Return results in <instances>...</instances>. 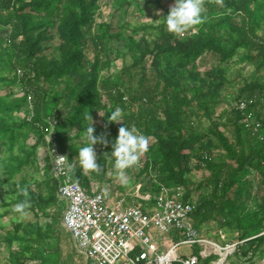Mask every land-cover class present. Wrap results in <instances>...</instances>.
I'll return each mask as SVG.
<instances>
[{"label":"trees","instance_id":"trees-1","mask_svg":"<svg viewBox=\"0 0 264 264\" xmlns=\"http://www.w3.org/2000/svg\"><path fill=\"white\" fill-rule=\"evenodd\" d=\"M110 1L115 11L124 14L130 6L160 7V23L140 24L124 36V28H114L99 14L101 0H0V26L11 27L0 33V64L6 67H0V83L8 81L10 88L7 95H0V160L6 141L10 150L8 164L0 167L6 176L0 186L11 188V180L36 162L38 148L45 146L47 150L50 123H54L60 152L73 161L79 149L73 140L84 134L88 124L98 123L95 116L99 112L106 113L96 131L101 141L108 142L101 143L98 157L99 175L104 181L111 162L105 155L111 152L110 141L121 126L109 123L107 113L119 107L125 114V125L135 126L151 144L137 179L143 180L144 190L140 191L152 197L150 202L137 198L134 204L151 206L162 187H182L184 202H191L194 194L204 191L191 215L198 231L216 222L222 229H235L237 242L260 234L264 230V194L256 198L254 193L264 190V0H205L206 22L198 35L186 37L165 30L163 17L173 0L164 7L162 0ZM113 42L124 45L114 52ZM240 51L243 53L237 62L254 68L256 77L232 99L246 101V110L229 107L215 120L218 89L227 82L223 64H231ZM126 55L132 67L124 66L117 75L110 74L114 61ZM207 55L217 63L201 73L199 60ZM134 73L139 75L138 81ZM118 78L121 82H116ZM13 86L20 88L19 94ZM195 108L201 111L197 112L199 119L210 121L209 132L226 159L215 160L206 145L210 137L189 127ZM20 111L25 118L12 122V115ZM87 114L91 120L84 119ZM248 114L261 123L256 134L248 128ZM78 123L79 133L70 136L65 126ZM221 128L228 129L231 138ZM23 129L35 134L37 143L24 155H14L12 150ZM205 154L211 160L204 158ZM45 158L42 178L47 179L38 181L36 192H30L31 208L39 205L46 218L54 216L50 213L54 209L62 220L65 204L57 198L58 182L47 154ZM194 171L207 172L208 176L196 183ZM253 172L259 178L257 188L248 179ZM71 179L90 191L92 183L79 169ZM37 241V249L31 244L36 240L27 241L21 264H61L58 243L51 246L42 236ZM12 243L8 240L9 245ZM246 243L264 244V239ZM10 251L17 260V252Z\"/></svg>","mask_w":264,"mask_h":264},{"label":"rangeland","instance_id":"rangeland-1","mask_svg":"<svg viewBox=\"0 0 264 264\" xmlns=\"http://www.w3.org/2000/svg\"><path fill=\"white\" fill-rule=\"evenodd\" d=\"M168 3L169 0H162L161 6L164 7ZM99 7V14H101V16L104 18L103 20L106 23L111 24L116 29L120 30L124 28V36L131 34L133 32L134 27L140 24H153L154 26L157 25L158 23L156 21L161 18V15L163 13L160 7L158 8L154 5L142 4L140 9L133 6L126 8L127 12L124 14L122 11H115L112 8L110 0H101V2L99 3ZM97 20L98 18L96 17V22ZM10 29L11 27L8 28L0 26V33H4L3 31H10ZM95 29L96 27H94L92 32H94ZM138 38L140 37L138 36ZM54 44H56V42ZM123 45L124 42H113L111 43V48L114 52H116L120 47H123ZM242 53L243 52L240 51L237 56H234L235 58L230 62L231 64H223V67L227 68V72L225 74V79L227 80V82L225 83L224 87L218 89V93L220 94L219 103L216 105L213 113V119L215 120L218 119V117L223 113V111L229 109L230 103L232 104L234 101L232 99L238 96L244 84L256 78L254 76V68L249 65H245L244 63L241 64L237 62L239 56L242 55ZM88 57L92 58V53L88 54ZM216 63L217 60L214 57H210L209 55L203 56L199 60V71L202 73L204 69L209 70L214 65H216ZM2 65L3 64H0V67ZM131 65L132 60L130 56L126 55L124 58H120L119 60L114 61L113 65L111 66L110 74L117 75L121 68H123L124 66L130 68L132 67ZM2 67V69L6 70L5 66ZM132 71L135 72L133 69ZM135 74L136 73L133 74L134 80L138 81L139 75H137L136 77ZM105 75L106 74L104 73L103 76ZM7 82L8 81L0 83V95H7L9 93L10 88ZM116 82H121L120 78H118ZM133 85L134 87L136 86L134 83ZM193 85L195 84L193 83ZM19 89V87L16 88L13 86V91L15 92V94L18 93ZM193 110L196 114L193 116L191 120L192 122L189 123V127L193 128L192 131L196 134L204 136L207 135L208 137H210L206 145L211 148L215 160L220 157L226 159L225 153L219 147V144L216 141L215 137H213L212 134H210L209 132L210 121H208V119L206 118L199 119V114L197 112L201 111L196 108ZM99 113H97L95 116V121L98 123H93L91 124V126L93 127L94 125L93 128L95 131L93 135L99 138V140L101 141L100 136H97L96 134L97 128L99 127V121H101L102 119V116ZM3 118H6V116ZM24 118V112L20 111L12 115L11 121L14 123H19ZM65 131H68L70 136L77 135L79 133V123L69 126L66 125ZM221 131H223L224 135L231 138L228 129L225 130L224 128H221ZM73 133H75V135ZM26 136L27 138H25ZM36 141L37 136L35 134L29 132L28 129H23L19 134V138L12 152L14 153V155L22 156L35 143H37ZM86 142L87 141L85 139L84 134L81 137L75 138L73 140V144L76 145V147L78 148ZM5 143L7 144L6 147L3 148L2 158L0 160V167H4L8 164L7 159L9 157L10 150L8 149L9 143L7 141ZM101 143L102 142H98L96 145H94L98 165V157L99 152L101 150ZM150 146L151 144L149 142L148 149ZM46 154V147H39L36 154V164L33 162L30 166L24 168L21 173L17 174L15 178L11 180V188L8 186H0V264H21L20 261L23 259L22 252H27L26 248L29 245L27 241L36 240V243L34 242L31 244L34 248L37 249L39 247L38 245L40 244L37 240H39L40 236L47 239L51 246H53L54 243H58L59 249L61 251V264H89L86 259L76 250L71 236L63 227L62 220L57 218V214L54 209L50 210V213L54 214V216L46 218L42 215L39 205L36 206L35 209L31 208L32 202L30 192H36L38 181L47 179V176H43L42 178L44 166H46L47 164V160L45 158ZM146 155L147 152L141 156V159L136 167L127 170V184L121 183L120 179L116 174L115 169L113 168L111 160V162L108 164L104 181L100 178V170L98 172H93L88 175H84V177L90 181V184L95 183L101 185L109 200H124L127 204L136 205L134 203H136L135 199L139 198L138 196L149 199L152 197L151 194L143 193L140 191L144 190L143 180L139 181L137 179L138 172L143 166L142 161L145 159ZM48 174L51 175V171H49V169ZM93 174H96V176H93ZM192 175L194 176V181L198 183L200 182V180L204 179V177H207L208 173H195L194 171ZM5 178L6 176L4 172L0 171V182L3 181ZM23 178L26 180H23ZM141 179H143V177ZM20 189H27L29 193L27 199L30 203V207L26 209L28 214L23 217L13 211V206L16 203L21 202L25 199V197L20 195ZM204 194V191H200L194 194L191 197V200L198 203L200 197ZM262 194H264V190L255 192L254 196H260ZM46 196L50 197V192H48ZM200 233L202 237L212 242H215L216 244L222 247L230 243H236L238 241V234L235 229H222L220 225H218L216 222H209L203 225L200 229ZM172 238L174 239V243H176L177 240L174 238V233L172 234ZM8 240H13V243L9 245ZM238 247V252L234 255L229 256L226 261V264H264V244L255 243L250 245L247 243H242ZM10 249L17 252V260L14 259ZM202 251H205V248L200 246H181L177 250V254L186 258L190 256L198 257L200 259L199 264H213V262L217 261V256H211L210 258H208V260L203 259L202 257H200V253ZM29 264H34V262H30Z\"/></svg>","mask_w":264,"mask_h":264},{"label":"built area","instance_id":"built-area-1","mask_svg":"<svg viewBox=\"0 0 264 264\" xmlns=\"http://www.w3.org/2000/svg\"><path fill=\"white\" fill-rule=\"evenodd\" d=\"M246 107V101H235L230 105L231 109L242 112ZM246 122L254 134L261 129V123L256 122L252 114L246 116ZM50 124L51 129L46 136L47 156L58 182L57 198L65 204L62 225L71 236L76 250L89 264L200 263L198 257L178 255L177 250L181 246L203 247L205 251L200 253V257L208 259L217 256L218 259L213 264H225L240 244L264 239L263 230L247 241L222 247L202 237L191 216L196 202H184L182 187H162L153 198L151 206L131 205L124 200L111 201L102 186L95 183L87 191L80 183L64 174V166L57 165L56 157L65 155L60 152L57 144L54 123ZM205 157L211 160L206 154ZM248 179L257 188L258 175L253 172ZM138 197L150 202L149 198ZM173 233L176 243L172 238Z\"/></svg>","mask_w":264,"mask_h":264},{"label":"clouds","instance_id":"clouds-1","mask_svg":"<svg viewBox=\"0 0 264 264\" xmlns=\"http://www.w3.org/2000/svg\"><path fill=\"white\" fill-rule=\"evenodd\" d=\"M205 0H173V5L170 7L167 15L163 17L165 30L174 36H182L185 34L196 36L200 32V26L206 22L204 15ZM143 3V0H142ZM159 14V13H157ZM160 22V19L156 21ZM102 117L106 113H99ZM109 123H120L117 135L114 140H111V152L105 156L112 161L113 168L116 171L118 178L122 184H127V170L138 165L141 156L148 151L149 138L141 133L135 126H126L124 123V112L121 108L116 107L110 114L107 113ZM91 117L87 114L84 119ZM84 136L86 143L79 147L76 158L73 161H68L67 157H56L57 165L64 166L62 171L68 178H73L74 173L79 169L83 175H88L93 172H98L99 165L97 164V156L94 145L100 141L99 138L93 135L94 128L91 123L84 128ZM75 135V133H73ZM72 142V141H71ZM79 142V141H77ZM20 195L25 197L21 202L13 206V211L21 217L28 213L26 209L30 207L28 201V190L20 189Z\"/></svg>","mask_w":264,"mask_h":264},{"label":"crops","instance_id":"crops-1","mask_svg":"<svg viewBox=\"0 0 264 264\" xmlns=\"http://www.w3.org/2000/svg\"><path fill=\"white\" fill-rule=\"evenodd\" d=\"M14 249V248H13Z\"/></svg>","mask_w":264,"mask_h":264}]
</instances>
